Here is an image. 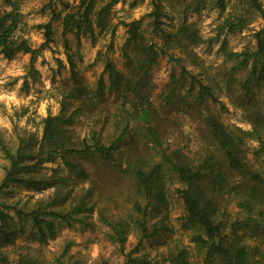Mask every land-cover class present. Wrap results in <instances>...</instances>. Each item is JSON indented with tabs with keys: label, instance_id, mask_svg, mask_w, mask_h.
I'll list each match as a JSON object with an SVG mask.
<instances>
[{
	"label": "rangeland",
	"instance_id": "obj_1",
	"mask_svg": "<svg viewBox=\"0 0 264 264\" xmlns=\"http://www.w3.org/2000/svg\"><path fill=\"white\" fill-rule=\"evenodd\" d=\"M78 1L55 0L54 10L63 15L68 8L74 9ZM48 2L17 0L21 22L15 37L25 38L37 48L46 42L44 27L39 24L50 22L52 33L51 40L43 45L33 62L29 53L19 52L12 58L0 54V137L12 148L18 145L20 137L29 139L34 143L29 150L35 154L42 136L43 118L61 113L62 102L64 113L68 114L80 104V98L81 110L68 128L74 138L89 141L96 131L103 141L113 139L120 131L123 118L128 130L113 161L80 157L77 162L87 177L82 179L75 172L70 173L73 195L80 193L81 188L91 187L92 210L77 215L88 225L79 221L69 225L53 218V230L39 240L28 215L17 217L9 211L10 217L0 224V239L3 232L11 233L13 238L11 242L5 240L1 247L8 262L0 264H17L16 252L20 250L31 253L40 264H56L54 258L68 240L72 242L69 253L77 264H122L126 255L142 257L150 264H170L171 255L181 248L186 250L192 264H199L204 249L199 250L191 241L198 230L185 220L183 201L177 192L184 184L172 172L169 162L205 168L210 157L221 161L220 150L204 121L205 115L212 113L242 138L239 144L249 160L254 166L259 165L252 150L262 146L254 135L243 134L242 130H252L256 115L264 121V80H254L249 88L245 87L249 68H236V60L228 58L227 52L256 47L253 34L263 25L260 14L250 7L248 0H221L222 6L219 0H120L107 18L106 29L93 27L91 34L75 35L62 30L60 19L52 18ZM259 2L264 8V0ZM156 5L159 8L157 27L151 14ZM3 9L9 7L0 0V11ZM238 17L246 19L244 26L229 31L224 21ZM139 18L142 36L136 43H127L122 21ZM181 25L195 36L191 39L175 36L180 34L177 32ZM151 43H156L158 52L163 49L165 53L159 52L146 69L141 65L148 54L143 47ZM169 56L178 61L169 60ZM70 60L75 65L74 76ZM107 62L122 75L118 94L109 91ZM182 67L186 74L182 75ZM100 77L104 84L102 96L95 94ZM200 83L208 85L219 101L211 97L195 99ZM77 86H83L86 95L68 98ZM142 107L150 112L148 121L140 118ZM147 127L156 130L159 146L150 139ZM262 150L264 153V146ZM139 160L146 165L160 163L163 169L158 188L165 192L167 201L161 204L153 199L148 205L149 231L153 227L158 229L152 236H142L134 223V217L140 215L135 203L146 206L147 201L125 172L128 162ZM6 165L7 160L0 151V182ZM61 167V159H56L42 164L36 173L24 171L23 176L29 180L42 179L53 174L54 168ZM261 168L264 170V165ZM66 170L61 168L58 173L66 174ZM225 173L227 183L223 188L214 189L204 183L216 201V221L222 223L228 241L236 238L245 246L264 251V203L254 209L247 226L233 232L231 224L244 220L246 213L237 204L242 195L234 189L241 183L239 177L228 169ZM6 190L0 191V202L14 204L27 212L52 194L51 187L38 188L29 183H16ZM261 191L264 198V186ZM100 214L110 221L127 223L122 247L109 239V227L100 220Z\"/></svg>",
	"mask_w": 264,
	"mask_h": 264
},
{
	"label": "trees",
	"instance_id": "obj_2",
	"mask_svg": "<svg viewBox=\"0 0 264 264\" xmlns=\"http://www.w3.org/2000/svg\"><path fill=\"white\" fill-rule=\"evenodd\" d=\"M120 0H79L74 6V9L68 8L67 11L61 15L60 12L54 10L55 0H49L48 6L52 9V18L60 19L62 30L72 31L75 35L91 34L93 27L104 30L107 28V18L115 3ZM221 3V0H219ZM250 7L257 11L262 20L263 25L254 32L256 47L253 50L245 49L240 52H227L230 59L236 60V68H249L248 76L245 79V87L249 88L252 81L264 80V8L261 6L259 0H248ZM9 9L0 11V54L6 58H12L15 54L29 53L31 62H33L40 49L50 39L52 33L50 22L39 24L44 27L43 33L46 42H43L37 48L28 43L25 38L15 37L21 22V12L17 0H4ZM223 3H221V6ZM198 9V5L194 6ZM153 22L157 27V20L159 17V8L156 5L152 11ZM236 20V21H235ZM233 21H224V25L228 27L229 31L235 28H242L246 19L238 17ZM126 27L127 43H136L141 38L142 20L132 19L128 22L122 21ZM175 36H185L193 38L195 34L187 32L186 28L181 25ZM178 40V37H176ZM143 51H147L145 59L141 61L142 66L149 69L159 52L165 53L163 49H159L156 43H151L143 47ZM127 54V53H126ZM169 60L178 61V59L169 56ZM70 62V69L74 76V62ZM105 71H107L109 80V91L114 93L120 92V80L122 75L114 66L107 62L105 64ZM187 71L182 67V75ZM258 83V82H257ZM103 81L102 77L98 80L96 95H103ZM76 88V87H75ZM85 94L83 86H77L75 92L68 94V98H77ZM205 97H211L214 101H219L213 95L209 86L206 84H199L196 91L195 99L202 100ZM82 98L80 104L68 114L64 102H62L60 111L55 115H47L43 118L42 136L38 143L37 151L32 154L31 147L34 143L30 140H24L22 137L18 139V145L15 148L7 146L0 137V151L7 160V165L4 167V175L0 182V191L4 189L7 191L10 186L16 183H29L34 187L45 188L51 187V195L46 200L38 201L35 206L28 212L22 208H18L14 204H7L0 202V224L3 225L10 217L9 211H13L17 217L28 215L31 219L32 226L39 234V240H43L47 231L53 230V218L62 220L71 225L73 222H84L82 218L77 217L80 213L92 210L90 204V196H92L91 187L81 188L80 193L73 195L71 193L70 180L71 172H75L81 176L82 179L87 177L85 169L79 166L77 160L81 158H96L104 162H111L115 158L116 151L120 143L125 139L128 130L127 123L121 121L120 131L115 138L103 141V138L98 132L93 131L89 137L78 140L74 138L69 131V126L72 125L76 119L77 114L81 110ZM76 114V115H75ZM139 115L141 119L148 121L150 119V112L147 108H140ZM205 124L209 129L211 138L220 150L221 161L210 157V163L207 167L192 168L188 165L180 163H172L170 160L171 170L175 173L178 180L184 184L183 188H178L177 192L180 195L184 210L185 220L188 224L195 227L198 232L191 237V241L195 243L199 250H203L201 262L199 264H264V251L258 247L245 246L239 242L238 239L233 238L227 240L226 235L222 231V223L216 221L215 213L217 210L215 198L207 192L204 183L207 182L214 189L223 188L227 183V175L225 169H228L239 177L241 183H237L235 190L242 195V198L237 201L238 206L246 213L244 220H238L231 224L233 232L247 226V222L251 219L254 209L264 203L262 198V187L264 186V153L262 147L264 140L262 132L264 129V121L260 115H256L253 121L252 130H242L243 134L254 135L258 143L262 147L253 149L254 157L259 160V165L254 166L249 160L246 151L239 144L241 137L235 135L233 131L227 129L223 123L212 113H207L204 118ZM118 129V130H119ZM147 133L155 145L159 146V137L155 129L147 127ZM56 159H61L63 168H66V174H59L61 168H54V173L45 178L27 179L23 176L24 171L27 174L36 173L42 164L45 162H54ZM31 161V162H30ZM125 172L132 177L136 189L142 194L147 201L146 206H141L136 202L134 207L140 215L134 217V223L139 228L142 236H152L156 234L158 229L153 227L150 231L147 224V215L150 210L148 205L152 204L153 199L158 203L165 204L167 199L165 192L159 189V183L163 176V169L160 163H153L146 165L142 160L138 163H127ZM84 180H82L83 183ZM225 184V185H224ZM262 214V212H261ZM100 220L109 227V239L122 247L127 232V223L122 220H108L104 215H99ZM2 243H0V263L8 262V256L4 250H1L4 242H11L13 235L3 232ZM7 240V241H5ZM72 244L71 240L65 242L58 255L55 256L54 262L56 264H77L76 260L72 258L69 253V247ZM17 264H40L39 260L29 252H16ZM105 264V262L101 263ZM122 264H150V261L142 257L126 255V259ZM170 264H192L186 255V250L183 248L176 250L171 255ZM198 264V263H197Z\"/></svg>",
	"mask_w": 264,
	"mask_h": 264
}]
</instances>
